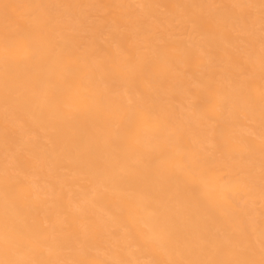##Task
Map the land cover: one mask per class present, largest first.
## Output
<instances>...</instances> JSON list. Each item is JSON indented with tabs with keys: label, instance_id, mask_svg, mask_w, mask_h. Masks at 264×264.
<instances>
[{
	"label": "bare ground",
	"instance_id": "6f19581e",
	"mask_svg": "<svg viewBox=\"0 0 264 264\" xmlns=\"http://www.w3.org/2000/svg\"><path fill=\"white\" fill-rule=\"evenodd\" d=\"M132 1L0 0V264H264V0Z\"/></svg>",
	"mask_w": 264,
	"mask_h": 264
},
{
	"label": "rangeland",
	"instance_id": "374dc122",
	"mask_svg": "<svg viewBox=\"0 0 264 264\" xmlns=\"http://www.w3.org/2000/svg\"><path fill=\"white\" fill-rule=\"evenodd\" d=\"M138 2V0H133L132 3L134 5H136ZM87 17L89 18V20H96V18L98 17V14L94 13V12H88L86 13ZM174 35H179L180 33L178 31H173Z\"/></svg>",
	"mask_w": 264,
	"mask_h": 264
}]
</instances>
